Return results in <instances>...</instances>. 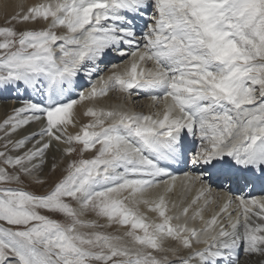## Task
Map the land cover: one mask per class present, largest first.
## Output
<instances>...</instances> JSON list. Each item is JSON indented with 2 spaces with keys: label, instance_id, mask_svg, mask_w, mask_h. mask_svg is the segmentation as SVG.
Listing matches in <instances>:
<instances>
[{
  "label": "snow or ice",
  "instance_id": "snow-or-ice-1",
  "mask_svg": "<svg viewBox=\"0 0 264 264\" xmlns=\"http://www.w3.org/2000/svg\"><path fill=\"white\" fill-rule=\"evenodd\" d=\"M26 23L42 27L16 26ZM115 57L128 59L105 74ZM0 90L46 97L29 95L0 122V264L264 257V196L226 193L204 215L220 199L213 185L264 187V0H39L0 25ZM111 92L124 103L97 107ZM141 94L156 111L127 106ZM85 102L88 122L69 133ZM177 162L195 173L172 175ZM45 166H63L46 193L19 186L46 184Z\"/></svg>",
  "mask_w": 264,
  "mask_h": 264
},
{
  "label": "bare ground",
  "instance_id": "bare-ground-1",
  "mask_svg": "<svg viewBox=\"0 0 264 264\" xmlns=\"http://www.w3.org/2000/svg\"><path fill=\"white\" fill-rule=\"evenodd\" d=\"M37 2H39V0H0V21L7 20L11 16L17 14L20 11L21 7H23L26 10L29 6H31ZM22 26H24V27L25 26L35 27V28L42 27V25L39 23H37V24L26 23V24H22ZM18 27H19V25H18ZM25 29H27V28H25ZM127 59H128V57L111 58L110 61H106L104 64H101L100 68L104 70L105 74H107L109 69L111 68L112 64H122ZM150 66L151 65H149V67ZM83 83H84V88H87V86H88L87 82H83ZM81 90L82 89L77 88L75 90V92L73 93V98H76V93H78ZM29 95H31L33 102H41V100H43V102H46V97H42V99H41L40 95H37L35 93H32V94L25 93L23 90H21L19 94L15 90H4L2 93H0V122H2L9 114H11V111L14 107L20 106V103L23 100L28 99ZM44 98H45V100H44ZM43 102H41V103H43ZM121 103H124V100L120 96V94L117 92H111L107 97L97 100L96 106L97 107H109V106H114V105H118ZM151 104H152V102L148 99L147 95H144V94H141L139 96H133L132 100H129L127 102V106L129 108H131L132 110L137 111V112H144V113L154 112L157 110V109L151 107ZM88 106H89L88 102H85L84 104L77 106V108H76L77 126L76 127L70 126L68 128L69 133L74 134L75 132L79 131V127L81 124L88 122L89 118L85 117L83 115V112L85 111L86 107H88ZM38 129H39V125L33 124L29 128H26L23 132L17 134V136L14 138H19V136H22V135L26 134L27 132L36 131ZM0 135H2V133H0ZM188 139L191 141L193 138L189 137ZM196 144L198 145V141L196 142ZM192 147H194V145L189 144V148H192ZM54 155L59 159L60 153L56 151L55 146L52 149H50L48 152L49 163H51V158ZM90 155H91L90 153L86 154L85 158H88ZM178 166L171 164L168 171L172 175H175L178 178H182L185 175V173H189V174L195 173V169H194L193 165L187 164L186 167L184 168V171H181L178 174L177 173L178 168H179ZM62 167L63 166H61V169H62ZM61 169L59 171H57L55 174L48 175L46 173V168H45L43 176L48 175L49 178L55 179V177H59L60 175L63 174ZM162 179H168V178L164 177ZM162 190H163V186H161V188H159V189L153 190V192L150 193V195L154 197L158 192H160ZM221 192H222V190L218 189L216 186L213 185L212 196L213 197L218 196V197H220V199L218 201L214 202L213 204H211L208 207V209L204 212V215L206 218L210 217L211 214L217 210L218 204L222 205L225 202V195L220 194ZM195 194H196L195 189H193V191L191 193L187 194V199L190 200L191 197L194 196ZM183 195H184V193L182 192L180 182L178 179L175 190L170 194V199L179 202V200L181 199V197ZM235 207H236V203L234 202L230 211L235 209ZM142 210H144V209L142 208ZM147 214L151 219L157 220V222H158V217L156 216L155 213H147ZM195 223H196V227H200L199 222H195ZM109 230H111V229H109ZM239 257H240V264H264V257H261L259 255H249V254L245 253L243 251V249L239 250Z\"/></svg>",
  "mask_w": 264,
  "mask_h": 264
},
{
  "label": "rangeland",
  "instance_id": "rangeland-1",
  "mask_svg": "<svg viewBox=\"0 0 264 264\" xmlns=\"http://www.w3.org/2000/svg\"><path fill=\"white\" fill-rule=\"evenodd\" d=\"M4 21H6V20L0 21V25H2V24L4 25V23H5ZM18 25H19V27H18ZM18 25H17V28L19 29L22 26V24H18ZM25 28L31 29V28H35V27H28V26H25L24 27V26H22L20 29H25ZM3 91L4 90H0V93H2ZM45 168H46V173L48 175H51V173H49V171H48V167L45 166ZM61 170H62V173H63V167H62ZM48 175L47 176H42V178H44V179L47 180V183L44 184V185H38V184H35V183H28V182H26L24 185H19V186H22V187L26 188L27 190H29L31 192H34L36 194H44V193H46L52 187L53 183L58 178H60L63 174L60 175L59 177H55V179L54 178H49ZM11 186L12 187H19L18 185H11ZM55 218H57V219H63L62 217H59V216H57ZM108 231H113V230L112 229L111 230L108 229Z\"/></svg>",
  "mask_w": 264,
  "mask_h": 264
}]
</instances>
